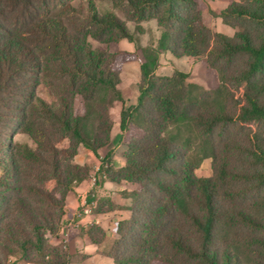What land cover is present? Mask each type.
Masks as SVG:
<instances>
[{"label": "trees", "instance_id": "trees-1", "mask_svg": "<svg viewBox=\"0 0 264 264\" xmlns=\"http://www.w3.org/2000/svg\"><path fill=\"white\" fill-rule=\"evenodd\" d=\"M49 1L0 0V99L7 95L16 104L0 136V264H15L10 257L22 264H59L67 258V250L49 237L58 233L73 180L87 176L67 158L79 144L99 158L98 148L110 138L109 108L117 100L124 103L116 65L125 59L138 61L139 81L135 103L119 111L124 162L112 166L110 150L99 158V172L108 180L134 186L129 215L112 227L115 237L106 252L112 264H264V197L256 196L258 207H243L236 202L243 191L232 185L246 180L264 191V130L259 127L264 124V30L255 36L241 29L233 37L212 32L202 21L198 0H112L133 21L155 19L161 33L156 47L108 51L93 47L90 39L133 41L124 20L100 13L94 0H87L83 11L64 4L60 13L48 9ZM251 4L233 1L220 14L264 26V0ZM76 14L82 19L72 20ZM162 52L207 57L221 83L210 71V93L198 90L178 68L156 74ZM237 56L246 57L235 72L243 84L239 100L217 63ZM41 85L50 102L37 92ZM208 93L221 99L210 100ZM76 95L83 100L81 108L73 104ZM184 120L193 124L205 156L212 158L210 176H196L187 151L165 133ZM229 125L246 127L245 143L223 137ZM12 129L27 134L34 147L14 142ZM53 134L58 137L52 141ZM64 137L72 142L69 150L54 144ZM35 164H46L47 174L31 171ZM44 180L56 187L47 188ZM86 233L94 244L101 243L99 226Z\"/></svg>", "mask_w": 264, "mask_h": 264}, {"label": "rangeland", "instance_id": "rangeland-1", "mask_svg": "<svg viewBox=\"0 0 264 264\" xmlns=\"http://www.w3.org/2000/svg\"><path fill=\"white\" fill-rule=\"evenodd\" d=\"M233 1L241 5L253 7V5L251 4V0H198L199 5L201 7V18L203 23L212 32H220L227 35L228 37H233L234 34L241 29H247L255 36L263 32V24L244 18H239L236 16L223 17L220 14L221 10L226 8ZM49 2L50 4L48 9H51V12L60 13V9L64 8V4L67 3H69L72 7L76 8L77 10L83 11L87 0H50ZM94 2L100 13L109 11L124 20L134 39L133 41H129L126 38H122L116 42H111L108 44L98 43L97 41L90 39V42L93 47H100L101 49H105L108 51H133L136 46L156 47L157 40L161 33V28L157 25L155 19L133 21L128 18V16H126V14L121 10L120 7L115 6L112 0H94ZM9 16L10 12L8 14V17ZM79 19H82L79 14H76L74 17H72V20L75 21H79ZM245 59V56H237L232 59V61H217L219 68H221V71L223 73V80L225 82V85L229 89L230 94H232L233 99L239 100L242 97L243 84H239L237 82V80L235 79V72L237 69L243 66V61H245ZM207 60L208 58L205 56L197 58L186 56L175 58L172 57L168 52H162L161 54H159V60L155 68V73L158 75H169L172 73L174 68H178L179 70L188 73L187 81L196 84L198 86V90L205 89L209 90L208 92L212 93L210 87L212 83L208 82L209 72H215V78L217 83H221V74L218 71L214 70L212 66L209 65ZM116 69L118 70L120 77L118 87L121 90L124 103L117 100L109 108L110 119L113 126L111 127L110 138L106 145L98 148L101 153V156L98 155L99 158L103 157L107 151H112L110 164L114 167L120 165L122 161L124 162L123 154L126 150V147L119 140V111L122 106H128L129 104H133L136 101L138 93L137 83L139 81V63L135 59H125L121 63L116 65ZM46 91L47 89L42 85L37 90L41 97L50 102L51 100L46 95ZM195 92V94H197L198 91L196 90ZM210 93H208L210 100L214 98L221 99V97L215 94H211L210 96ZM9 97L10 96L3 95L2 99H0V114L2 118H5V120H2L0 123V136L2 137L4 136L3 133L6 132L4 122L8 121L7 118L13 115L12 112L15 111L13 107H16V104L14 102H9L7 100ZM207 101L210 103L209 99H207ZM229 102L231 103V101ZM82 103L83 100L81 96H74L73 104L76 108H81ZM229 107H231V105H229ZM113 121H115L116 124L113 125ZM259 127L264 130V124H261ZM257 128H254L253 126L252 129ZM246 132L247 129L245 126L244 128H241L236 125H229V127L224 130L223 137L228 136L230 137V139H236L242 141V143H245L244 138ZM165 133L173 135L175 138V143L187 151L188 159L195 166L194 173L196 176L207 177L211 175L212 158L210 156H205V152L203 151V148L201 146V137L190 121L184 120L179 123H172L167 127ZM11 135L14 142L22 144L25 143L28 144L30 147H34L31 138L27 134L15 132L12 129ZM51 137H53V141L55 138L58 137V134H53ZM54 144L60 150H69L72 148V142L67 137L60 138L59 140L54 141ZM99 158L96 157L90 150L79 144L77 146L76 153L67 159L70 163L79 165L80 167H84L86 169V179L95 176V179L92 180L93 185L90 188L87 197L89 199L91 197L93 198V202L95 203L93 204L95 205L94 209L109 210L113 208H120L118 209L122 212L120 218H125L129 215L128 209L129 205L131 204V197L129 196V192L131 189L134 188V186L124 182L120 185L110 182L108 183L109 188L100 193V185L106 177L104 173L99 172V168L97 170V173L95 172V165H100ZM46 167H48L46 164H35L30 170L42 176L47 174L45 170ZM244 168L249 170L250 166H246ZM42 182L49 189L56 187L53 181L44 180ZM76 183L77 182L73 180V186ZM251 183L252 182L246 180L233 181L232 183L236 191H243L241 193L242 196H240L239 198L237 197V204L242 205L243 207H248L249 209H253V206L255 205L257 207L259 206L255 202L257 199H261L257 198L256 196L261 195V197H264V191H261L258 188H252ZM95 188H98V191ZM92 193H94L93 196L91 195ZM95 193H98V196H96ZM261 208L263 210L264 207H261L260 205V209ZM61 220L57 235L54 237H49V241L52 244H60L61 248L63 250H66V242L64 240L63 235H61V228L64 227L65 230V223H63ZM89 227L90 225L87 227V229ZM55 238H59V241L57 243L53 242ZM72 258H75V256L68 254L65 261L59 264H69V261H71ZM8 261L10 263L15 262V264H22L19 260H16L14 257H10Z\"/></svg>", "mask_w": 264, "mask_h": 264}, {"label": "crops", "instance_id": "crops-1", "mask_svg": "<svg viewBox=\"0 0 264 264\" xmlns=\"http://www.w3.org/2000/svg\"><path fill=\"white\" fill-rule=\"evenodd\" d=\"M114 124H116L115 121H113ZM97 154L101 156L100 150H97ZM122 164L123 161L120 165ZM98 168L99 164H96V173ZM94 179L95 176L88 179L84 178L77 182L65 195L64 214L61 220L65 223V230L64 227L61 228V235L66 242L65 247L68 254L75 256L69 261V264H112V260L106 255V252L115 237L112 227L122 212L118 210L120 208L94 209L93 198H87ZM110 182L105 178L100 185L99 192L102 193L108 189ZM122 183L115 184L120 185ZM96 190L98 191V188ZM91 195L93 196L94 193ZM95 195L98 196V193ZM84 209H86L85 212ZM94 224L103 230V239L99 245L94 244L86 233L87 227ZM58 241L59 238H55L53 242L57 243Z\"/></svg>", "mask_w": 264, "mask_h": 264}, {"label": "built area", "instance_id": "built-area-1", "mask_svg": "<svg viewBox=\"0 0 264 264\" xmlns=\"http://www.w3.org/2000/svg\"><path fill=\"white\" fill-rule=\"evenodd\" d=\"M84 212L86 211V209L83 210Z\"/></svg>", "mask_w": 264, "mask_h": 264}]
</instances>
